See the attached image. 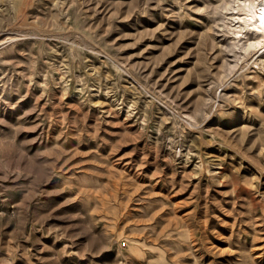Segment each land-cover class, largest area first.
Returning <instances> with one entry per match:
<instances>
[{
  "label": "rangeland",
  "instance_id": "374dc122",
  "mask_svg": "<svg viewBox=\"0 0 264 264\" xmlns=\"http://www.w3.org/2000/svg\"><path fill=\"white\" fill-rule=\"evenodd\" d=\"M230 1L0 0V264H264Z\"/></svg>",
  "mask_w": 264,
  "mask_h": 264
},
{
  "label": "bare ground",
  "instance_id": "6f19581e",
  "mask_svg": "<svg viewBox=\"0 0 264 264\" xmlns=\"http://www.w3.org/2000/svg\"><path fill=\"white\" fill-rule=\"evenodd\" d=\"M230 2L226 27L233 34V50L239 51L240 55L257 56L253 62L257 67L264 68V0Z\"/></svg>",
  "mask_w": 264,
  "mask_h": 264
}]
</instances>
